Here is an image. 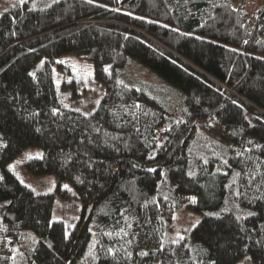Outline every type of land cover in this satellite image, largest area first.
<instances>
[{
  "label": "trees",
  "instance_id": "trees-1",
  "mask_svg": "<svg viewBox=\"0 0 264 264\" xmlns=\"http://www.w3.org/2000/svg\"><path fill=\"white\" fill-rule=\"evenodd\" d=\"M3 6L0 264H264V0ZM29 147L73 224L10 164ZM182 207L202 216L174 239Z\"/></svg>",
  "mask_w": 264,
  "mask_h": 264
},
{
  "label": "rangeland",
  "instance_id": "rangeland-1",
  "mask_svg": "<svg viewBox=\"0 0 264 264\" xmlns=\"http://www.w3.org/2000/svg\"><path fill=\"white\" fill-rule=\"evenodd\" d=\"M3 0H0V12L3 9ZM76 67L84 68L86 71H90V67L82 59H76ZM141 71V75L146 79H153L144 70ZM91 73L85 72V76H89ZM88 90L79 101H75L73 106L80 110L88 111L90 108L94 107L98 101V96L95 94V84L94 82L87 81ZM42 149L40 147H29L24 150L14 161L10 164L15 168L16 172L19 174L20 178L26 183L30 184L37 192H54L55 193V204L52 212L53 219H62L68 224H73L79 214V208L81 206L80 199L72 187V185L62 182L61 186L65 189L63 191L58 189L57 178L53 174H43L35 175L21 163L26 157L31 155L40 154ZM67 185V187H65ZM64 193L65 196L63 195ZM202 215L197 212H193L187 207L180 208L174 217V227L172 230V237L178 238L183 235L189 228L194 225ZM238 264H252L248 259H242Z\"/></svg>",
  "mask_w": 264,
  "mask_h": 264
},
{
  "label": "snow or ice",
  "instance_id": "snow-or-ice-1",
  "mask_svg": "<svg viewBox=\"0 0 264 264\" xmlns=\"http://www.w3.org/2000/svg\"><path fill=\"white\" fill-rule=\"evenodd\" d=\"M89 2H91V0H89ZM59 63L63 64V63H65V61L62 60V61H59ZM31 75L35 76V72L31 73ZM37 131H39V129H37ZM4 146L5 145H3L2 143H0V147H4ZM38 156H39V158H42V154H38ZM65 187H67V185ZM33 191H35V190L33 189ZM249 215H252V213H249ZM197 223H199V221H197ZM142 255H147V253H142ZM248 259H251V258L249 257Z\"/></svg>",
  "mask_w": 264,
  "mask_h": 264
},
{
  "label": "water",
  "instance_id": "water-1",
  "mask_svg": "<svg viewBox=\"0 0 264 264\" xmlns=\"http://www.w3.org/2000/svg\"><path fill=\"white\" fill-rule=\"evenodd\" d=\"M87 214L89 215V211L87 212Z\"/></svg>",
  "mask_w": 264,
  "mask_h": 264
}]
</instances>
